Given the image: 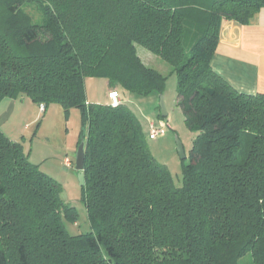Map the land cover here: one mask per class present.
Masks as SVG:
<instances>
[{"label":"trees","instance_id":"obj_1","mask_svg":"<svg viewBox=\"0 0 264 264\" xmlns=\"http://www.w3.org/2000/svg\"><path fill=\"white\" fill-rule=\"evenodd\" d=\"M261 7L264 0H0V102L27 96L80 110L92 225L70 234L64 220L79 214L61 184L0 129V264H240L247 255L264 264V94L239 92L211 61L223 21L249 24ZM138 45L173 67L177 104L196 133L181 187L151 153L129 99L87 100L86 77L133 95L164 93L168 76Z\"/></svg>","mask_w":264,"mask_h":264},{"label":"rangeland","instance_id":"obj_2","mask_svg":"<svg viewBox=\"0 0 264 264\" xmlns=\"http://www.w3.org/2000/svg\"><path fill=\"white\" fill-rule=\"evenodd\" d=\"M29 12L38 20L40 13L35 4L28 6ZM138 53L141 58L168 76L167 85L164 90V101L168 116L159 119L160 95L150 96L134 95V103H128L135 108L137 115L148 127L154 122L159 125L161 120L167 122L166 134L157 138H148V145L151 153L157 160L167 166L172 174L174 184L177 187L183 186L184 166L191 162L190 150L193 138L196 133L189 129L185 123V116L177 104V75L173 67L150 52L141 45H138ZM90 99L106 102L110 90L106 78L86 77ZM9 98V97H8ZM12 98L7 99L0 105V129L12 140L22 143L28 158L40 169L61 184V198L68 204L74 206L78 211L76 222L64 220L70 234L87 233L92 230L86 204L83 199V186L79 182V171L76 168V155L78 147L87 136V126L83 124L80 110L72 107L69 111L60 103H49L47 110L41 112L39 104L27 96L19 97L16 103L9 106ZM154 118L152 120L151 117ZM180 139L184 145L186 158L182 159L178 149L177 140ZM69 159L71 164H67ZM240 264H254L251 255L241 259Z\"/></svg>","mask_w":264,"mask_h":264},{"label":"crops","instance_id":"obj_3","mask_svg":"<svg viewBox=\"0 0 264 264\" xmlns=\"http://www.w3.org/2000/svg\"><path fill=\"white\" fill-rule=\"evenodd\" d=\"M251 20L246 25L234 21H223L221 33L219 34L220 40L211 60L212 67L216 73L220 74L225 81L227 80L239 92L264 94V7H261ZM108 86L110 90H118L125 99H129L134 103L136 97L133 94L122 90L120 87L112 88L109 82ZM87 90L88 87L86 86L85 92L88 102H110L109 98L106 102L101 101V99L91 100ZM7 99L9 98H4L0 105H3ZM17 99L12 98L9 106L14 105ZM134 104L136 105V103ZM149 117L154 120L152 115H149ZM143 125V128L147 130L146 125L144 123ZM2 126L3 124L0 125V127Z\"/></svg>","mask_w":264,"mask_h":264},{"label":"water","instance_id":"obj_4","mask_svg":"<svg viewBox=\"0 0 264 264\" xmlns=\"http://www.w3.org/2000/svg\"><path fill=\"white\" fill-rule=\"evenodd\" d=\"M164 95L163 94H160V99H159V107H160V111H161V115L163 117H167L168 116V112L166 110V102L164 101ZM167 121V120H166ZM177 140V149L181 156L182 159H185L186 158V153L184 152L185 151V148H184V145L182 143V141L178 138H176ZM76 168L78 171H79V182L80 184L83 186L85 184V176H84V166H85V142L82 141L78 147V151H77V155H76Z\"/></svg>","mask_w":264,"mask_h":264},{"label":"built area","instance_id":"obj_5","mask_svg":"<svg viewBox=\"0 0 264 264\" xmlns=\"http://www.w3.org/2000/svg\"><path fill=\"white\" fill-rule=\"evenodd\" d=\"M108 98L111 100V103L113 105H116L122 101L121 94L117 90H114V89L109 91ZM39 106H40L39 108H40L41 112H44L46 110V106L44 103L40 104ZM167 122L168 121L161 120L159 125H156V123H154V122L150 123L148 130H147L150 140L151 139H153V140L157 139V138L166 134ZM66 162H67V164H71V161L69 159H67Z\"/></svg>","mask_w":264,"mask_h":264}]
</instances>
